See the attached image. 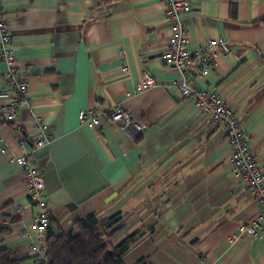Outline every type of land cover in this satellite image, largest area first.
<instances>
[{
	"label": "crops",
	"instance_id": "obj_1",
	"mask_svg": "<svg viewBox=\"0 0 264 264\" xmlns=\"http://www.w3.org/2000/svg\"><path fill=\"white\" fill-rule=\"evenodd\" d=\"M183 22L193 54L209 38L216 50L206 76L193 57L184 71L170 70L161 54L169 35L161 0H0L11 45L29 83L14 124L0 101V246L21 264H41L31 247L66 233L91 214L107 221L110 246L137 232L126 264H264V225L246 226L259 205L233 177L221 125L200 116L182 97L183 78L195 90L221 96L237 116L250 151L264 172V0H188ZM123 68L126 70L123 71ZM0 60V89L6 84ZM144 73L155 84L137 90ZM120 106L144 124L132 140L105 120L83 124L78 113ZM51 142L41 148L50 225L22 236L37 207L31 205L17 140L37 126ZM2 221L7 223L2 225ZM46 258V252H45Z\"/></svg>",
	"mask_w": 264,
	"mask_h": 264
},
{
	"label": "built area",
	"instance_id": "obj_2",
	"mask_svg": "<svg viewBox=\"0 0 264 264\" xmlns=\"http://www.w3.org/2000/svg\"><path fill=\"white\" fill-rule=\"evenodd\" d=\"M162 9L169 23V35L161 54L166 68L176 71H184L189 67L193 57L199 62L198 74L206 76L209 69L216 62V50L229 52L230 46L222 38H209L201 46L197 54L189 49V36L185 28L183 17L191 10L188 0H161ZM0 60L7 66L5 88L0 89V101L6 120L12 124L16 121L17 109L29 91V83L21 73L24 71L19 66L15 52L11 45V36L5 10L0 4ZM126 69L123 68V71ZM155 82L152 77L144 73L141 82L136 89L152 86ZM182 97H191L200 116H206L213 124L221 125L230 149L231 172L234 178L239 180L256 198L259 212L246 225L240 228V232L246 235H256L258 229L264 225V172L259 162L250 151L247 138L241 128L240 122L228 105L226 100L215 92L209 90H195L183 78L177 84ZM81 123L91 127H97L102 120L115 124L119 130L132 140H137L144 133L145 125L132 118L131 114L114 106L110 108L98 107L78 113ZM44 124L37 126L33 136L26 137L21 133L17 146L20 153L15 158V164L23 174L27 197L31 205L37 207L31 225L21 229L22 236L34 233H44L50 225V215L47 208L45 183L42 172L36 167V157L41 148L51 142V138L43 133ZM4 137L0 135L1 152L6 151L7 145ZM2 225L6 221L1 222ZM1 238V235H0ZM42 241L39 246L31 247L32 254L41 264H47L45 249Z\"/></svg>",
	"mask_w": 264,
	"mask_h": 264
},
{
	"label": "trees",
	"instance_id": "obj_3",
	"mask_svg": "<svg viewBox=\"0 0 264 264\" xmlns=\"http://www.w3.org/2000/svg\"><path fill=\"white\" fill-rule=\"evenodd\" d=\"M95 215L86 216L76 224V228L66 233L46 238L47 264H126L124 257L140 238H136L137 232L110 246L104 241V236L111 237V234L117 233L111 230L107 235L108 229L112 228L108 227L109 221L117 216L107 221L99 220ZM3 229L0 228L2 234H8L9 231ZM0 264H21V260L0 246ZM136 264L147 263L140 259Z\"/></svg>",
	"mask_w": 264,
	"mask_h": 264
}]
</instances>
